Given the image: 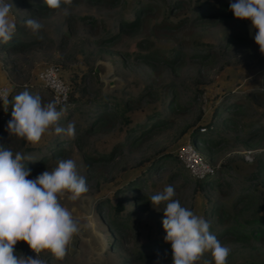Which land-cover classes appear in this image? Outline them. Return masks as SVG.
I'll return each instance as SVG.
<instances>
[{"label": "rangeland", "instance_id": "374dc122", "mask_svg": "<svg viewBox=\"0 0 264 264\" xmlns=\"http://www.w3.org/2000/svg\"><path fill=\"white\" fill-rule=\"evenodd\" d=\"M9 2L13 12L33 11V7ZM167 2L73 0L71 6L62 2L59 10L49 8L30 16L43 25L40 43L11 49L7 56L0 52L10 90L18 84L23 91L39 95L43 103L52 102L37 72L53 63L60 66L76 103L63 110L60 119L67 122L58 126L64 132L57 134L53 129L36 146L16 136L17 142L8 148L13 154L22 147L34 148L23 154L32 158L27 179L53 171L66 159H73L79 175L86 178L87 193L75 202L66 197L61 201L80 222V232L63 260L50 251L41 252L39 258L45 264H173L171 243L164 240L165 205L157 210L150 200L168 185L174 188L173 199L203 216L210 231L231 250L228 264H264V234L253 235L248 224L244 232L235 226L248 219L256 206L232 207L245 185L264 194L259 174L264 164V132L250 135L255 132L251 128L264 124V54L254 39L258 29L249 19L198 17L191 2L171 12ZM141 6L145 11L140 25L120 28ZM21 29L32 33L26 26ZM148 51L163 57L178 54L175 71L162 61L150 66L135 58ZM203 54L208 58H199ZM106 103L108 111L120 114L92 126L94 115ZM219 107L232 109L218 113ZM226 113L234 124H227L222 117ZM3 116L0 132H9L10 110ZM70 122L75 124V138L66 131ZM202 128L210 138L207 149L212 164L224 166L215 174L221 186L214 179L206 184L190 176L175 154L195 131L204 132ZM55 136L64 139L65 150L62 156L48 158L52 152L48 147L56 143L47 145ZM40 159L46 161L39 164ZM213 200L225 205L219 220L208 208ZM117 202L124 205L118 215ZM14 248L18 256H37L25 241H18ZM207 262L214 264L210 252L198 264Z\"/></svg>", "mask_w": 264, "mask_h": 264}, {"label": "clouds", "instance_id": "9594fccd", "mask_svg": "<svg viewBox=\"0 0 264 264\" xmlns=\"http://www.w3.org/2000/svg\"><path fill=\"white\" fill-rule=\"evenodd\" d=\"M50 9L59 10L62 2L71 6L73 0H44ZM12 3L0 0V44H7L16 31L14 18L10 15ZM230 10L236 18L249 19L258 31L254 39L264 54V0H233ZM67 15V9H65ZM27 28L38 39L43 25L36 19L25 21ZM9 90H0V100L5 111L10 103ZM66 99V97H65ZM59 99L47 104L39 95H32L25 89L14 97L12 119L8 122L11 135L25 139L36 146L51 131L59 134L65 129L58 126L63 109L58 110ZM67 134L75 138V124L69 123ZM30 156L0 145V264H45L39 258L43 251H50L58 260H63L74 235L80 232V222L71 211L62 205L66 197L75 202L89 191L86 178L79 175L73 159L60 160L53 171H45L35 179H27L31 169L23 161ZM173 186L150 197L157 210L164 204V240L170 242L173 250V264H198L204 253L210 252L214 264H228L230 249L210 231V223L193 210L185 208L179 200L173 199ZM25 241L37 254L17 255L14 246ZM211 264V262H207Z\"/></svg>", "mask_w": 264, "mask_h": 264}, {"label": "trees", "instance_id": "16d2710c", "mask_svg": "<svg viewBox=\"0 0 264 264\" xmlns=\"http://www.w3.org/2000/svg\"><path fill=\"white\" fill-rule=\"evenodd\" d=\"M15 3L21 5V6H25V7H33V11H31L29 14H25V13H15L14 12V21L16 24V31L15 34L13 36V39L11 41H9L7 44H0V52H4V55L7 56V54L9 53V51L11 49H26L34 44L40 43L42 39H38L37 37H31L32 33H25V31H23L21 28L25 27V21L27 19L30 18V16L32 14H34V12L36 11H43L46 9H49L48 6L45 4L44 0H13ZM167 5L169 6L171 12H173L174 9L179 8V7H185L186 4L189 2H191V4L194 6V12H196L198 17H210V18H214V19H223V20H227V19H232L234 18V13L230 10V3L233 2V0L230 1H225V0H167ZM145 8L144 7H139L136 9V15L135 17H133L130 20H126V21H122L119 27L122 29H134L137 26L140 25V21H141V13H144ZM183 21V19L179 22L181 23ZM126 27V28H125ZM28 35L29 37L25 36ZM141 57H135L137 58V60H139V58H142V60L144 62H146L147 64H149L150 66H153V61H162V64H164L165 66H169L171 68V70L175 71V67L178 65V61L179 58L178 54L175 53V55L173 54L172 57H169L168 55H166L165 57H163V55L159 52H145V53H141L140 54ZM205 56V54L200 55L199 58L201 59H207L208 57H202ZM5 57V56H4ZM58 65V64H57ZM18 84H15L14 86H12V90L9 91V96L8 99L10 101L9 105H7V111H5V107L4 109L0 110V119L2 120V118L6 117L3 116V113L8 112V110H10V112L12 113L13 111V107H14V97L17 95V92L20 94L23 91V88L21 86H19ZM43 86V85H42ZM45 87V86H43ZM47 88L51 95L52 92L48 87ZM71 91H72V87L70 88V94H69V99L68 102L62 105H57V109L58 110H66L67 107H74L75 106V101L72 99L71 97ZM53 98V96H52ZM54 101V99H53ZM74 102V103H73ZM100 102V101H98ZM109 103H106L104 109L98 113H96L93 117V119L91 120L90 124L92 126H96L97 124L100 123L101 120H103L105 117L113 115L114 114V118L119 115L115 114L117 111H108L107 108L109 107ZM124 107L126 106L125 104L123 105ZM101 107V105H98L95 107V111L97 109H99ZM126 109H128V107H126ZM223 108L219 107V111L222 110ZM232 109V107H227L224 108L223 111L225 110H229ZM222 111V113H223ZM225 120H228L227 124H234L231 116L229 114H225L222 116ZM12 119V118H11ZM67 119L63 118L60 119L58 121V123L64 124L66 125ZM236 122V121H235ZM202 133H199L200 130L195 131V133L191 136L192 138L190 139L191 143L194 145V147H196L197 149L200 148V153L209 161H212V156L209 155V150L207 149V145H209L210 143V138L207 136V129L202 128L201 129ZM251 130H254L255 132H252L250 135L252 136H257L259 134H261L262 132H264V124L263 123H259V125H257L254 128H251ZM247 131L245 132L248 133V130H244ZM202 136V139H199V137ZM56 139L58 141H56ZM252 140V139H251ZM215 140H212L211 142H214ZM16 136L15 135H11L9 132H0V145H2L4 148L8 149L11 144L16 143ZM218 142V141H217ZM52 143H56V145H54L52 148H50ZM64 143V139L61 138H57L56 136L53 137V139L49 142V144L47 145L50 146L48 147L49 149L52 150L51 155L48 157H59L62 156L63 151L65 150V147L62 145ZM17 146V145H16ZM26 146V145H25ZM201 147H203L204 149H202ZM34 148L33 147H22V149L20 150L19 153H21L22 155L26 152V151H32ZM17 153V152H16ZM164 155L166 153H163ZM162 154V155H163ZM177 157V156H176ZM178 159V158H177ZM179 160V159H178ZM46 160L45 159H40L39 160V164L44 163ZM25 164L26 168H30L29 166L30 161L27 162H23ZM212 163V162H211ZM221 165V164H220ZM216 169V171H219L221 168H223L224 166H221ZM186 169V168H185ZM187 170V169H186ZM264 170V164L260 165L259 168V174H261V180L264 182V179L262 177V173ZM187 172L190 174V176H192L193 178H195L196 180H199L200 182H204L206 184H211V181L214 182V180L216 181V185L221 186L220 181H218L217 179H215V174L214 175H207L205 177H196L194 175H192L188 170ZM217 173V172H216ZM214 179V180H213ZM244 187V186H242ZM249 188H252L250 186H246L244 188L240 189V192L237 195V199L232 203V207H238V206H250V205H255L256 208L252 211V215L244 220L243 222H237V224H235L236 227H241L239 228V230L241 232H244L243 230H246L247 227L246 224L251 225L252 229H251V233H253V235H261L264 234V194L262 196V194H259L255 191H250ZM243 189V191L241 192V190ZM246 190V191H245ZM242 203V204H241ZM223 206H225L224 204L221 203H217L216 201L213 200V202L211 201L208 205L209 209H213L212 212L218 217V220L220 218H222L223 216V211L225 210L223 208ZM124 209V205L122 202H117L115 204V214L118 215L119 212H121ZM223 209V210H222ZM113 222L114 224H118V222H116V220H109V223ZM231 228H229L228 230H230ZM233 230V229H231ZM235 231V230H234ZM237 232V231H236ZM241 264H245V263H241ZM248 264H263L262 262H249Z\"/></svg>", "mask_w": 264, "mask_h": 264}, {"label": "built area", "instance_id": "2783aa9c", "mask_svg": "<svg viewBox=\"0 0 264 264\" xmlns=\"http://www.w3.org/2000/svg\"><path fill=\"white\" fill-rule=\"evenodd\" d=\"M37 78L41 85L48 87L54 100L59 99L61 103L59 105L68 102L70 94V85L62 77L61 68L57 64H46L37 72ZM8 89L4 85H0V90ZM10 91V90H9ZM66 97V99H65ZM3 101L0 100V108L3 107ZM175 154L184 167L196 177H205L207 175L216 174L217 167L209 162L200 151L194 147L191 141L181 145ZM247 159H251L249 155L246 156Z\"/></svg>", "mask_w": 264, "mask_h": 264}, {"label": "crops", "instance_id": "0c3cea01", "mask_svg": "<svg viewBox=\"0 0 264 264\" xmlns=\"http://www.w3.org/2000/svg\"><path fill=\"white\" fill-rule=\"evenodd\" d=\"M20 12H24V11H20ZM11 16L14 18V12H13V10H11ZM1 66L2 65H0V84L4 85L6 87L7 86L10 87L11 86V83H10L9 79L7 78L6 70L5 69H1L2 68Z\"/></svg>", "mask_w": 264, "mask_h": 264}]
</instances>
